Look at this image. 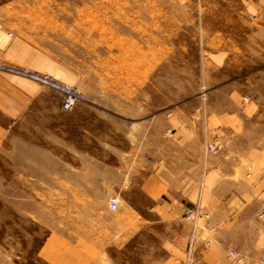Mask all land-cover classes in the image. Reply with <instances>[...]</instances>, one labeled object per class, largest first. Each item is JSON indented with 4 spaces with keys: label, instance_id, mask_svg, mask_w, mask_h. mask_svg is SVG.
I'll use <instances>...</instances> for the list:
<instances>
[{
    "label": "rangeland",
    "instance_id": "374dc122",
    "mask_svg": "<svg viewBox=\"0 0 264 264\" xmlns=\"http://www.w3.org/2000/svg\"><path fill=\"white\" fill-rule=\"evenodd\" d=\"M186 1L0 0V23L60 65L61 80L84 96L78 110L63 111L61 93L38 84L46 100L0 135V264H55L57 252L70 256L65 243L82 241L81 225L97 224L96 210L121 231L118 213L131 206L142 213L132 239L84 250L94 264L166 260L168 226L153 221L150 199L135 189L166 142L169 114L204 102L209 46L198 32L214 29L224 11V0Z\"/></svg>",
    "mask_w": 264,
    "mask_h": 264
},
{
    "label": "crops",
    "instance_id": "0c3cea01",
    "mask_svg": "<svg viewBox=\"0 0 264 264\" xmlns=\"http://www.w3.org/2000/svg\"><path fill=\"white\" fill-rule=\"evenodd\" d=\"M217 3L224 8L218 11L217 25L198 32L201 44L209 46L201 51L206 98L196 109L169 114L166 142L135 189L150 199L153 221L168 226L163 237L168 255L162 264H186L192 223L184 217L183 207L197 204L209 217L196 220L190 264H264V216L257 217L264 210V0ZM1 61L47 72L66 83L60 65L0 23ZM43 92L34 81L0 74V135L35 102L46 100ZM210 138L221 141L220 155L204 152L203 144ZM94 215L97 224H78L82 229L77 237L82 241L65 243L70 256L57 252L55 264H94L93 253L84 249L109 246L99 242L112 238L130 240L138 222L142 227L137 206L118 213L127 223L121 231L109 223L105 208ZM113 232L121 236H112ZM230 249L244 256L242 263L228 257Z\"/></svg>",
    "mask_w": 264,
    "mask_h": 264
},
{
    "label": "built area",
    "instance_id": "2783aa9c",
    "mask_svg": "<svg viewBox=\"0 0 264 264\" xmlns=\"http://www.w3.org/2000/svg\"><path fill=\"white\" fill-rule=\"evenodd\" d=\"M0 72H6L11 75L25 77L29 80H32L44 87L59 91L62 95L61 98V109L63 111H70L72 110L78 103L84 101V96L82 92L69 84L60 82L58 80L53 79L48 73L45 72H37L34 70H30L27 68H20L13 65H8L4 63H0ZM207 89L204 85L201 86L199 96L202 101L206 98ZM222 143L217 138H210L207 139L203 144V150L206 154L217 156L222 153ZM109 209L115 210L118 207V199L113 197L109 200ZM183 215L184 217L192 223L191 231L188 236V249H187V256H186V264L191 263V252L193 250V242L196 233L197 223L196 220L198 218H205L208 219V213L204 212L199 205H195L194 207H183ZM264 210L260 211L257 215L259 219L263 218ZM213 230L214 227L211 226ZM228 257L233 259L236 263H242L244 260V256L238 253L234 249H230L228 251Z\"/></svg>",
    "mask_w": 264,
    "mask_h": 264
}]
</instances>
